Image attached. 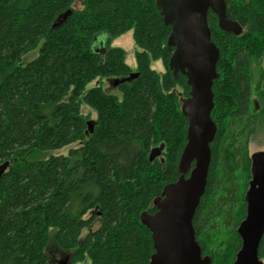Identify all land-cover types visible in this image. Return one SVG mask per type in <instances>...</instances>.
I'll list each match as a JSON object with an SVG mask.
<instances>
[{
  "label": "trees",
  "instance_id": "obj_1",
  "mask_svg": "<svg viewBox=\"0 0 264 264\" xmlns=\"http://www.w3.org/2000/svg\"><path fill=\"white\" fill-rule=\"evenodd\" d=\"M73 2L0 0V166L7 164L0 174V264H49V230L68 264H148L154 250L141 214H153V201L180 176L189 87L168 69L170 27L155 0H82L76 10ZM224 2L241 32L221 31L207 13L219 51L210 113L216 133L192 219L211 264H232L240 247L248 141L264 120V0ZM127 31L140 50L134 72L124 50L110 46ZM102 34L103 49L93 50ZM154 61L162 73L151 69ZM131 73L136 78L116 86L119 96L100 86L85 91L94 80L112 83ZM65 147L66 154L51 155ZM155 149L159 156L150 160Z\"/></svg>",
  "mask_w": 264,
  "mask_h": 264
},
{
  "label": "water",
  "instance_id": "obj_2",
  "mask_svg": "<svg viewBox=\"0 0 264 264\" xmlns=\"http://www.w3.org/2000/svg\"><path fill=\"white\" fill-rule=\"evenodd\" d=\"M155 6L164 25L170 27L167 46L172 48V53L168 69L175 79L178 74L186 78L189 98L181 104L187 130L178 161L180 176L165 185L161 196L153 201L156 209L153 214H141V223L150 231L154 250L148 264H211L208 256H202L192 226L195 209L204 193L211 159L210 144L216 133L210 113L212 85L218 78L219 51L210 39L207 13L210 11L216 16L217 26L223 32L239 34L241 28L227 17L224 0H155ZM69 15L70 11L64 13L62 20ZM136 76L131 73L126 79L113 80L112 84L117 86ZM88 126L91 131L90 123ZM159 152L153 150L149 159L159 156ZM250 158L251 179L244 194L245 215L236 228L240 247L232 264H261L258 248L264 234V153ZM6 165L0 166V174Z\"/></svg>",
  "mask_w": 264,
  "mask_h": 264
},
{
  "label": "rangeland",
  "instance_id": "obj_3",
  "mask_svg": "<svg viewBox=\"0 0 264 264\" xmlns=\"http://www.w3.org/2000/svg\"><path fill=\"white\" fill-rule=\"evenodd\" d=\"M81 1L82 0H74L72 4L73 9H80L81 8ZM106 41V36L104 34L95 37L92 49L94 47L97 49H101L104 46ZM111 47L120 48L125 52V64L134 72L136 70V63H135V53L140 51L139 48L135 45L132 37V31H127L122 35L118 36L117 38L113 39L110 43ZM38 50L35 49L21 58V65H25L29 61H31L36 55ZM151 69L156 71L157 73H162L163 68L160 61L151 62L150 65ZM100 86L103 90L107 93H111L114 95H118L116 86L110 83L107 80H102L98 82V80H94L91 83L87 84L85 91L88 89ZM253 103L256 105V109H258V103L253 99ZM85 114L88 113L86 108L82 110ZM93 115V114H92ZM264 147V120L262 118L258 119V123L255 126L254 134L249 138L248 141V155L252 156L253 154L259 153L263 151ZM70 147L62 148L58 151L51 153V155H64L69 150ZM98 223H96L93 227L97 228ZM53 230H49L48 236L49 240L45 248V255L49 264H68L67 263V255L64 252H61L55 243L52 240ZM261 264H264V258L260 260Z\"/></svg>",
  "mask_w": 264,
  "mask_h": 264
}]
</instances>
